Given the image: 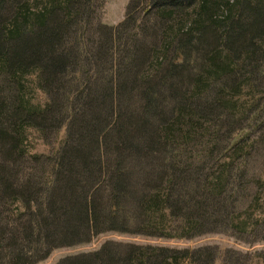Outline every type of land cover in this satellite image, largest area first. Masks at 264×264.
Returning a JSON list of instances; mask_svg holds the SVG:
<instances>
[{"label": "trees", "instance_id": "obj_1", "mask_svg": "<svg viewBox=\"0 0 264 264\" xmlns=\"http://www.w3.org/2000/svg\"><path fill=\"white\" fill-rule=\"evenodd\" d=\"M98 1L0 0V222L21 204L16 227H0V264H38L108 231L247 236L264 217L259 195L239 204L244 130L264 112V0H133L122 24L97 30ZM138 10L158 20L160 47L139 40ZM35 75L45 104L29 96ZM30 128L66 135L30 156ZM221 252L108 241L59 264H216Z\"/></svg>", "mask_w": 264, "mask_h": 264}, {"label": "rangeland", "instance_id": "obj_2", "mask_svg": "<svg viewBox=\"0 0 264 264\" xmlns=\"http://www.w3.org/2000/svg\"><path fill=\"white\" fill-rule=\"evenodd\" d=\"M132 1L133 0H99L96 4V17L94 18V25L96 29L98 30V25L115 27L122 24L126 19L127 11ZM136 17L139 22L138 27L135 31L137 34H139L137 35L139 37V40L142 39L143 41H145L146 46L154 43L157 44L156 46L160 47L162 44L161 41L163 40V36L159 32V27L161 26L158 27V20L146 15L145 11L143 10H138L136 13ZM157 28L158 31H155ZM26 81V86L28 87L30 98H32L36 103L45 104L48 100V97L43 92V90L37 87L36 75L29 76ZM261 96L262 104H264V93ZM131 103L137 104L138 100L136 99L134 102L131 101L130 104ZM169 105V102H164V109L167 110ZM257 120L258 119L255 118V120L250 124L249 129L244 130L246 131L245 133H249L248 139L251 143V150L249 149L250 153H248L249 156H247L248 160L246 169L244 171V173H246V182H249V184L245 188L243 193L238 188L239 196H241L239 201L241 207L244 206L243 203L246 199L247 205L244 207H247L249 204H251L252 198H254L256 195H259V204L254 205L252 208V212L255 213L256 219L258 217L264 216V112L263 116L259 118V121ZM65 135L66 129H63L56 138V136L54 135H51L49 137L47 134L43 135V133L39 132L38 130L30 128L27 131V142L24 146L30 156L35 154L50 155L59 148L65 138ZM146 138H143L144 142H146ZM137 144L142 145V141H138ZM1 162H3V160L0 155V163ZM150 167L152 168L151 174L153 177L159 172L161 166L157 163H154L153 161H150ZM27 173L29 172L27 171ZM241 173L242 171L239 172V175ZM146 176L147 178H144V182L150 179V173H148ZM23 177L25 180L28 179V177L31 178L30 174H23ZM38 180L41 179L37 177L36 181ZM6 206H9L11 210H16L17 206L18 208L19 206L21 207V204H17L16 207L10 204H6ZM10 209L8 212H5L7 220L5 221V219H3L4 221L0 222V227H4L6 225H12L16 227L15 224L10 221L15 219L11 217L12 212ZM261 220L262 222L258 226H252V229L247 236H239L234 234L233 232H212L200 235L195 238H160L108 231L97 235L90 242L74 246L56 248L52 251L48 258L38 262V264H59L63 259L67 257L98 251L108 241L154 245L177 249H196L205 246H216L222 250L221 257L218 259L216 264H222L223 253L227 249H234L238 252L248 255L246 264H264V258L259 257L260 253L264 254V217Z\"/></svg>", "mask_w": 264, "mask_h": 264}]
</instances>
